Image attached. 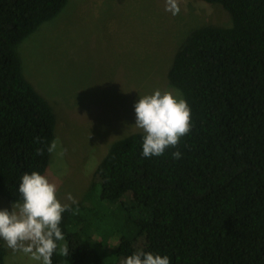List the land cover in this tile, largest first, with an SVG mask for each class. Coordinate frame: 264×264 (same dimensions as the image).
<instances>
[{"label":"trees","instance_id":"trees-1","mask_svg":"<svg viewBox=\"0 0 264 264\" xmlns=\"http://www.w3.org/2000/svg\"><path fill=\"white\" fill-rule=\"evenodd\" d=\"M67 1L0 0V197L9 204L20 200L24 173L45 176L56 125L17 47ZM189 1L219 5L229 24L191 31L167 68V84L191 108V131L178 146L145 158L136 132L112 142L98 163L84 203L96 206L98 190L100 219L118 207L128 228L109 264L139 250L170 264H264V0ZM85 209L75 202L63 213L57 243L69 255L58 247L52 264H106ZM5 256L0 241V264Z\"/></svg>","mask_w":264,"mask_h":264},{"label":"rangeland","instance_id":"rangeland-1","mask_svg":"<svg viewBox=\"0 0 264 264\" xmlns=\"http://www.w3.org/2000/svg\"><path fill=\"white\" fill-rule=\"evenodd\" d=\"M178 4L174 16L165 11V0H68L60 14L17 47L23 74L51 106L55 139L67 149L63 156L51 154L45 176L57 186L62 204H72L70 193L88 208L94 223L88 231L102 234L95 236L100 249L93 244L106 264L114 262L110 247L128 228L118 207L113 218L100 219L98 190L92 196L96 206L84 203L98 163L112 142L142 132L134 125L139 96L177 91L167 84L166 71L189 33L229 24L219 5ZM11 205L0 197V210L11 211ZM0 241L5 264H36Z\"/></svg>","mask_w":264,"mask_h":264},{"label":"clouds","instance_id":"clouds-1","mask_svg":"<svg viewBox=\"0 0 264 264\" xmlns=\"http://www.w3.org/2000/svg\"><path fill=\"white\" fill-rule=\"evenodd\" d=\"M165 11L172 15L180 12L178 0H165ZM135 127L143 132L142 156H161L169 148H176L180 139L191 131V108L178 91L157 89L152 94L139 96L134 105ZM49 154L63 156L67 149L58 139L47 146ZM38 155L42 149L36 150ZM181 155L176 151L174 158ZM20 200L11 205V211L0 210V240L13 253H23L36 264H52V256L67 257V244L58 245L65 236L61 230L63 213L69 210L57 197V186L46 176L33 171L24 173L18 186ZM67 200L75 203L69 193ZM123 264H170L167 255L161 256L142 250L127 256Z\"/></svg>","mask_w":264,"mask_h":264}]
</instances>
